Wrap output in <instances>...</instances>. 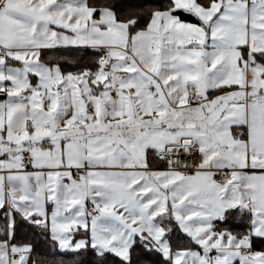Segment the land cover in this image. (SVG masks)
<instances>
[{
    "label": "snow or ice",
    "instance_id": "1",
    "mask_svg": "<svg viewBox=\"0 0 264 264\" xmlns=\"http://www.w3.org/2000/svg\"><path fill=\"white\" fill-rule=\"evenodd\" d=\"M0 96V264H264V0H0Z\"/></svg>",
    "mask_w": 264,
    "mask_h": 264
},
{
    "label": "trees",
    "instance_id": "2",
    "mask_svg": "<svg viewBox=\"0 0 264 264\" xmlns=\"http://www.w3.org/2000/svg\"><path fill=\"white\" fill-rule=\"evenodd\" d=\"M164 3H167V0H163ZM182 14V13H181ZM192 17V16H191ZM144 22L142 21V24ZM67 71H75L76 69L74 68H67ZM236 224V221H232L230 224L228 225H217V229H222L225 227H229L232 228V230L235 231H241L242 229L236 228L234 227V225ZM178 235L181 236V239L179 241L178 246L180 247H192V248H197L196 245L192 244L188 238L186 236H183L182 234H180L179 232L177 233ZM17 242H33L35 245V252H34V259H51V255H50V247L49 244L47 243V241L43 238L40 237L36 234L33 233V231L26 225H22L18 232H17V237H16ZM253 248L258 249L260 251H264V240H260L257 239L254 244H253Z\"/></svg>",
    "mask_w": 264,
    "mask_h": 264
},
{
    "label": "built area",
    "instance_id": "3",
    "mask_svg": "<svg viewBox=\"0 0 264 264\" xmlns=\"http://www.w3.org/2000/svg\"><path fill=\"white\" fill-rule=\"evenodd\" d=\"M199 153H194L191 156L188 155H181L177 157H173V160L176 162L177 166L179 167L180 171L188 172L189 174H192L195 172V164L197 163L199 159ZM183 161L184 163L181 164L180 162ZM191 162L192 167H187V164ZM219 179V177H217Z\"/></svg>",
    "mask_w": 264,
    "mask_h": 264
},
{
    "label": "crops",
    "instance_id": "4",
    "mask_svg": "<svg viewBox=\"0 0 264 264\" xmlns=\"http://www.w3.org/2000/svg\"><path fill=\"white\" fill-rule=\"evenodd\" d=\"M181 18L183 20H186V21H189V22H192V23H198V21L194 17H191L190 15L181 14ZM35 82H36V80H35V78H33V83H35ZM220 94L221 93H219V92H212V93H210V96H215V95H220ZM4 98L5 97L0 96V99H4ZM153 167L154 168H158V169H163L166 166L162 162H156V163L153 164ZM29 170H31V169H29ZM49 207L51 208V206H49ZM88 207L89 208L91 207L90 203H89ZM77 238L79 239L80 237H77Z\"/></svg>",
    "mask_w": 264,
    "mask_h": 264
},
{
    "label": "rangeland",
    "instance_id": "5",
    "mask_svg": "<svg viewBox=\"0 0 264 264\" xmlns=\"http://www.w3.org/2000/svg\"><path fill=\"white\" fill-rule=\"evenodd\" d=\"M253 250H254V251H260V250H258V249H255V248H253Z\"/></svg>",
    "mask_w": 264,
    "mask_h": 264
}]
</instances>
